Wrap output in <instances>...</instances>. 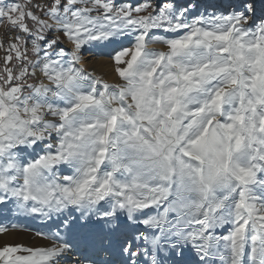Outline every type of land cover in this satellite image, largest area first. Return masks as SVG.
Here are the masks:
<instances>
[{
	"label": "snow or ice",
	"instance_id": "snow-or-ice-1",
	"mask_svg": "<svg viewBox=\"0 0 264 264\" xmlns=\"http://www.w3.org/2000/svg\"><path fill=\"white\" fill-rule=\"evenodd\" d=\"M9 215L0 264H264V0H0Z\"/></svg>",
	"mask_w": 264,
	"mask_h": 264
},
{
	"label": "rangeland",
	"instance_id": "rangeland-1",
	"mask_svg": "<svg viewBox=\"0 0 264 264\" xmlns=\"http://www.w3.org/2000/svg\"><path fill=\"white\" fill-rule=\"evenodd\" d=\"M154 47H158V46H154ZM105 60H106V58H105ZM97 74L103 75L104 79L108 80L109 82L114 81L113 79L105 76V74H103V73H97ZM4 223H7L9 225V231L6 235L0 234V243H1L0 246H2L5 243H24V242H19L20 238H15V237L17 235L21 234L22 232L27 233L28 231L29 232L31 231V232L35 233V230L39 228V222L38 221L24 220V219L17 220L15 218L11 217V215H9L8 219L5 220ZM11 224H16L17 227L12 228ZM24 244L31 246L28 243H24Z\"/></svg>",
	"mask_w": 264,
	"mask_h": 264
},
{
	"label": "bare ground",
	"instance_id": "bare-ground-1",
	"mask_svg": "<svg viewBox=\"0 0 264 264\" xmlns=\"http://www.w3.org/2000/svg\"><path fill=\"white\" fill-rule=\"evenodd\" d=\"M97 73H103V74H105V76L114 80V76H113L112 72L110 71V68L107 66L106 63L103 65H97ZM33 233L34 232H31V231L30 232L28 231L27 233L22 232L21 234L17 235L15 238H20L19 242L28 243L31 246H43L47 243V241L45 239H42L40 237L34 238Z\"/></svg>",
	"mask_w": 264,
	"mask_h": 264
}]
</instances>
